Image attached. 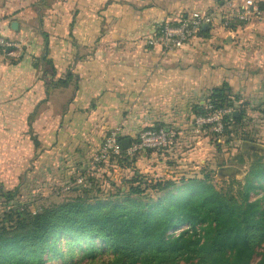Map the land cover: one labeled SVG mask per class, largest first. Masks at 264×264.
Segmentation results:
<instances>
[{
    "label": "crops",
    "instance_id": "obj_1",
    "mask_svg": "<svg viewBox=\"0 0 264 264\" xmlns=\"http://www.w3.org/2000/svg\"><path fill=\"white\" fill-rule=\"evenodd\" d=\"M230 1L237 0H144L143 3L107 0V4L96 13L100 17L96 25L99 31L90 29L86 37L89 41L87 43H82L76 32L80 20L88 19L80 14L81 8L74 4L69 10L67 15L71 16V20L67 24L65 36L64 28L60 27L66 19L64 8L57 7L59 15L50 20L51 28H59L60 32L54 43L53 36L56 33L44 27V18L47 14L45 10L52 8L57 0H0V33L11 32V36H3L19 41L22 45L18 57L3 56L4 60L0 63L6 64L9 72H12L25 64L26 56H31L25 67L12 73L16 83L27 81L22 88L16 87V83L8 85L9 91L15 89L14 95L4 92L3 81L0 80V97H4L0 99V107L9 110L10 119L15 121L13 127L19 128L20 139L17 144L22 150L20 168L5 169L0 173V188L13 189L7 183L26 171L33 176L31 184L34 186L38 181L35 178L37 173L50 175L60 170L64 171L63 174H82L84 178L103 177L101 174L105 173L115 182L128 179L131 168H121L114 164H110L108 169L92 167V158L97 148L113 127H119L121 136L128 138L148 126L159 125L174 131L177 141L170 154L175 157L179 154L177 162L182 164L179 161L186 158L181 148L183 143L200 142L198 140L201 133L196 132L192 124L193 106L203 103L209 89L223 81L228 82L222 80V77H227L226 67L232 57L230 52L234 35L240 34L244 29L258 28L261 21L255 24H239L232 31H228L220 26L217 18L212 24L203 27L206 32L197 34L181 48L169 53L157 52L156 47H146L144 40L152 34L160 21L172 22L180 16L185 17L197 11L215 10ZM9 3L13 5L11 9L8 8ZM69 3L71 0H60L61 5ZM114 3L130 8L131 12L120 16L115 13L109 17L101 15ZM152 9L162 12L163 16L152 14ZM29 12L34 15L30 16ZM21 13L24 15L21 16ZM28 31L31 35L21 36L22 32ZM61 40L68 48L63 58L58 60L55 49L59 50ZM30 46L33 49L31 54ZM235 52V60L238 56L248 60L242 53L237 50ZM134 53H138L137 60L144 61L139 67L133 61ZM42 55H46L45 61L41 59ZM214 61L218 66L216 69L212 68ZM101 62H106L103 70L100 68ZM117 63L127 64L136 71L142 68L143 73H147L138 85V90L130 88L129 91H124L118 84L105 78L100 95H93L95 88H90L89 85L99 80ZM50 65L54 67V73L51 72ZM79 65H83V68L78 67ZM67 72L71 74L67 84H57V79L63 78ZM161 84L164 86L161 87ZM29 92H32L31 97L28 96ZM169 97L170 103L165 104L164 101ZM112 103L115 104L114 107L111 106ZM144 111L147 115L141 116ZM94 112L97 118L92 120ZM22 115L24 119L20 121L19 117ZM6 131L11 132L12 128H6ZM31 137L38 141L37 148ZM29 145L32 154L25 156L24 152ZM156 155L143 152L140 157H136L134 167L142 168L140 171L136 170L137 173L160 170L166 176L176 178V172L181 170L173 171L171 160L166 161L167 156ZM160 163L164 165H159ZM154 164L156 165L153 166ZM178 167L182 168L180 165ZM75 170L78 172L75 173ZM68 180L69 178L64 179L63 183Z\"/></svg>",
    "mask_w": 264,
    "mask_h": 264
},
{
    "label": "trees",
    "instance_id": "obj_2",
    "mask_svg": "<svg viewBox=\"0 0 264 264\" xmlns=\"http://www.w3.org/2000/svg\"><path fill=\"white\" fill-rule=\"evenodd\" d=\"M255 1L264 11V0ZM70 78L67 72L57 84L66 85ZM229 91L226 82L209 89L205 107L193 106L194 117L208 113V104L211 109L229 107L222 135L234 148L235 141L255 143L238 133L240 104L228 98ZM31 138L37 148L38 141ZM239 148L250 158L245 161L241 153L233 158V164L246 166L242 179H221L218 188L208 175L150 185L134 170L131 179L122 181L128 189L122 183L109 193L95 177L81 174L82 183L67 191L71 195L35 210L22 203L18 186L0 188V264H264V153ZM136 157L107 161L133 170ZM147 186L160 194L142 200ZM181 226L187 227L167 234Z\"/></svg>",
    "mask_w": 264,
    "mask_h": 264
},
{
    "label": "rangeland",
    "instance_id": "obj_3",
    "mask_svg": "<svg viewBox=\"0 0 264 264\" xmlns=\"http://www.w3.org/2000/svg\"><path fill=\"white\" fill-rule=\"evenodd\" d=\"M259 23L260 25L256 29H244L240 34L236 33L234 35L233 47L231 48L232 52H230L229 50L233 58L231 57V61L228 62V65L226 67L227 77H222V80L225 79L226 81H228L226 82L230 90L228 93V98L234 100L233 102L240 104L239 109L241 112V121L237 124L238 133L239 131L244 132L245 135L250 136L256 144L264 147V18ZM235 50L242 53L248 60H244V58L240 56H238L237 60H235ZM212 59H214V57H212ZM213 63L214 67L212 68L216 69L218 66L216 65L215 61ZM208 92L209 90L207 91L203 99L202 105H204V107L208 101ZM209 105L212 106V104ZM193 112L194 110H191V113ZM226 139V135L216 136L206 130L201 131L200 140H198L200 141L199 143H195V141H188L184 142L181 146L184 156L186 157L184 160L179 161L182 162V164H178L177 162V159H179L180 157L179 154L176 157L170 154L172 150L169 152H156L146 150L142 151L141 153L148 152V154L154 153V156L156 154H161V156L163 154L162 157L167 156L168 158L166 161L171 160L172 163L170 162V165L173 168V171L181 170L180 172H183L182 175L180 174V172H176L178 175L176 176L175 181H178L179 178L182 177H202L208 175L213 184L218 188L222 185L221 179H228V177L224 175L225 171H221L220 174H218V169L220 167H236L240 169V172L234 175V178L238 180L242 179L244 170L246 169V166L233 164L236 163L233 158L237 154L241 153L240 148H234L232 141H227ZM141 153L137 154V157H140ZM241 154H243V158L245 159V161H248L250 159L244 153ZM155 157H157V155ZM64 163H66V161ZM162 164L160 163L159 165ZM155 165L156 164H154L153 166ZM179 165L182 168H179ZM109 166L110 163L108 161H103L99 164L92 163V167H94L95 169H108L110 168ZM141 169L142 168L140 167H133V170L131 169L128 174V179H131L133 177L134 170L140 171ZM61 171L62 170L57 173H50V175L37 173L35 178L38 181L35 182V186L32 185L33 176L31 177V173H27V171L23 172L18 177L12 178V180L7 184L11 187L18 186L19 194L22 197V203L29 206L30 209L34 210L43 205L57 202L64 195H71L70 192H61L60 185L63 183L64 179H72L76 176L73 172L71 174H68L67 172L63 174L64 171ZM76 172L78 171L75 170V173ZM141 173L145 178L144 180L147 181L150 185H152L155 180H164L165 178H170L163 174V172L160 170H155L153 173ZM101 175L104 176L95 177L96 183L102 190L109 193L114 192L115 187L122 185V181L124 180L119 179L117 182H115L109 179L110 176L108 178L107 174L102 173ZM123 184L127 189L128 187H130L128 186V184ZM150 187L151 186H147L144 189V194L143 196H141L142 200L146 201L155 199L160 194L158 191ZM255 261L256 258L252 263H254ZM47 264L62 263L58 260H53L48 262Z\"/></svg>",
    "mask_w": 264,
    "mask_h": 264
},
{
    "label": "built area",
    "instance_id": "obj_4",
    "mask_svg": "<svg viewBox=\"0 0 264 264\" xmlns=\"http://www.w3.org/2000/svg\"><path fill=\"white\" fill-rule=\"evenodd\" d=\"M219 19L222 28L232 31L230 23L251 24L262 21L264 11L261 10L257 2L252 0L251 4L247 0H237L227 2L215 10H202L194 12L188 16H180L175 21H160L151 35L144 40L145 46L149 48L160 46L163 53L173 52L181 48L189 40L195 37L204 26H208ZM22 45L19 41L10 40L0 35V54L8 58H16L12 53H21ZM206 114L197 115L193 118V127L196 132L206 130L216 136H222L224 130V119L231 113L229 107L211 109ZM176 133L170 129L160 128H143L129 137L128 145L125 149L121 147L120 128H111L104 137L103 142L97 148L93 158V164H99L107 161L109 157L121 158L132 157L145 150L169 152L175 145ZM82 176H76L73 183L67 181L60 185V191L67 192L72 185L82 183ZM35 210V209H34ZM171 229L167 234H177L182 228Z\"/></svg>",
    "mask_w": 264,
    "mask_h": 264
},
{
    "label": "clouds",
    "instance_id": "obj_5",
    "mask_svg": "<svg viewBox=\"0 0 264 264\" xmlns=\"http://www.w3.org/2000/svg\"><path fill=\"white\" fill-rule=\"evenodd\" d=\"M134 2H139V3H143L144 0H129V3H134ZM248 4L252 3V0H247ZM76 4L81 8V15L87 17L88 19H83L80 20V25L77 27L76 32L77 34H79V36L81 37V42L82 43H87L89 41H87L86 37L89 33V30L92 29L94 31H99L98 27H96V25L98 24L100 17L96 15L97 11L103 7L105 4H107V0H83V3H80V0H71V3L69 4H65V5H61L60 4V0H57V3L55 5H53L52 8L50 9H46V16L44 18V27L46 29H50L51 31L55 32L56 35L53 36V42L56 43V36L60 35L59 32V28H51L50 25V20H52L55 16L59 15V13L56 11L57 7H63L64 8V12H65V16L66 19H64L63 24L60 25V27L64 28V32L63 35L67 36V24L70 22L71 20V16L67 15L69 10L73 7V5ZM86 5V7H85ZM13 7V5L11 3H9L8 8L11 9ZM175 7H179V5H175ZM131 9L125 7H121L118 4H112L111 6L108 7V9L104 12L101 13V15H103L104 17H109L111 16L113 13H115V15L120 16L121 14H125V13H130ZM152 14L157 15L158 17H162L163 13L162 12H157L156 9H152L151 10ZM24 13H21V16H23ZM29 15L32 16L34 15L33 13L29 12ZM5 22V26H6ZM81 28H83V31H81ZM113 31H115V29H113ZM0 35H5V36H11L12 33L8 32V31H4L2 33H0ZM25 35H31V32H22L21 36H25ZM22 42H26V41H22ZM60 45L61 47L59 48V50L57 51V49H55V53L57 56L58 60H61L64 56L65 50L68 48V45L65 44V42L63 40L60 41ZM33 51L32 47H29V54H31ZM156 51L159 52L160 51V46L157 45L156 47ZM38 54V53H37ZM138 53H134L132 54L133 57V61L135 63V66L139 67L140 65H142L144 63V61L142 60H137L136 59V55ZM20 54L19 53H12L13 57H18ZM31 56H26L25 57V64L20 65L18 68L12 70V72H9L8 67L6 64L4 63H0V80L3 81V90L7 95H14L15 94V89H13L12 91H9L8 85L9 84H13L16 83L15 78L13 77L12 73L13 72H19L21 67H25L27 65L28 60H30ZM98 58H99V54H98ZM4 57L0 56V61H3ZM106 62H101L100 63V68L101 70H103V64ZM78 67L83 68V65H79ZM61 71H63V69L61 68ZM143 69L141 68L140 71H136L134 70L133 67L128 66L127 64L124 65H120L117 63V65H114L112 68H110L108 70V72H106L104 74V76H101L99 80L94 81L93 84L89 85L90 88H95V91L93 92V95L95 96H99L100 95V90L102 85V82L104 81L105 78H109L110 80H112L115 84H118L120 89L124 90V91H129L130 88L132 89H137L138 90V85L142 82L143 80V76L147 75V73H143ZM118 78V79H117ZM166 83V81H165ZM27 84V81H25L24 83H16V87L18 88H22ZM161 87H163L164 85L161 84ZM109 87L111 88V85H109ZM155 87V85L153 86ZM33 91H35V89H33ZM87 91V89H86ZM42 95V93H41ZM28 96L31 97L32 96V92L28 93ZM4 97H0V99H3ZM36 99V98H33ZM114 99V98H113ZM153 100H155V97H153ZM171 101V97H169V99L165 100L164 103L165 104H169ZM111 106H115L114 103L111 104ZM85 107H87V104H85ZM99 111V110H98ZM26 115V112H25ZM147 112H141V116H146ZM97 118V114L94 112L92 114L91 119L95 120ZM20 121H23L24 116H20L19 117ZM15 124V121L10 119L9 116V110L5 109L3 107H0V173L4 172L5 169H18L20 168V164L22 162V157H21V149L19 147V145L17 144V141L20 139V135H19V128L18 127H13V125ZM12 128V131H6V128ZM50 137H49V141H50ZM48 142V141H46ZM31 145H29V148L27 149L26 152H24L25 156H31Z\"/></svg>",
    "mask_w": 264,
    "mask_h": 264
},
{
    "label": "water",
    "instance_id": "obj_6",
    "mask_svg": "<svg viewBox=\"0 0 264 264\" xmlns=\"http://www.w3.org/2000/svg\"><path fill=\"white\" fill-rule=\"evenodd\" d=\"M128 141L129 138L126 137L124 139L121 140V147L122 149H125L128 145ZM234 145L241 147L243 149H247L249 151H256L258 153H263L264 152V147L256 144V143H250V142H246V141H235ZM221 171H225V176L227 177H234V175L238 174L240 172V169L236 168V167H220L218 169V174H220Z\"/></svg>",
    "mask_w": 264,
    "mask_h": 264
}]
</instances>
